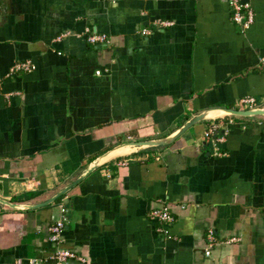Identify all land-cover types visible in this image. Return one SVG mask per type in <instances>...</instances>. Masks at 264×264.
Masks as SVG:
<instances>
[{"label":"crops","instance_id":"0c3cea01","mask_svg":"<svg viewBox=\"0 0 264 264\" xmlns=\"http://www.w3.org/2000/svg\"><path fill=\"white\" fill-rule=\"evenodd\" d=\"M246 1L248 28L225 0H0V198L42 202L115 145L165 137L201 109L245 95L264 106V0ZM22 60L34 69L7 75ZM228 119L225 155L203 121L168 145L121 148L50 204H0V264L53 252L61 200L60 245L86 259L65 264H264V116L215 120ZM161 205L167 233L150 216Z\"/></svg>","mask_w":264,"mask_h":264},{"label":"built area","instance_id":"2783aa9c","mask_svg":"<svg viewBox=\"0 0 264 264\" xmlns=\"http://www.w3.org/2000/svg\"><path fill=\"white\" fill-rule=\"evenodd\" d=\"M231 10V19L234 23L241 25L243 28H248L254 22V12L249 1L246 0H225ZM171 22L163 21L161 25H169ZM142 34H148L149 30L142 29ZM85 40L93 45H102L109 42L107 35L104 33L91 32L88 28L84 30ZM34 69V65L29 60H22L15 62L7 72V75H12L20 71H31ZM12 93L7 94L10 96ZM255 107H261L252 95H245L238 98L232 108L235 109H250ZM233 121L228 119L227 121H211L204 129L201 135V139L210 145L212 148V154L215 156L225 155V151L221 147V144L225 141V135L228 130V126ZM125 162H119L123 164ZM59 215L48 226V240L53 247V252L43 259H31V264H65L70 260H78L79 262H85V258L60 244L62 242V234L65 225L68 221V210L65 206V202L61 200L58 204ZM150 216L153 217L158 223V230L167 233L165 225H168L174 221V215L170 212L167 205H161L154 208L150 212ZM239 238L236 236L229 237L225 242L237 241ZM215 232L212 228H209L206 232V248L205 253L210 254V250L216 244Z\"/></svg>","mask_w":264,"mask_h":264},{"label":"water","instance_id":"95a60500","mask_svg":"<svg viewBox=\"0 0 264 264\" xmlns=\"http://www.w3.org/2000/svg\"><path fill=\"white\" fill-rule=\"evenodd\" d=\"M254 115L264 116V106L244 109V110L235 109L228 106H214V107L201 109L196 114H194L189 119H187L184 122V124H182L179 128H177L175 131H173L171 134L165 137L149 139V140H132L115 145L114 147L110 148L109 150L100 154L94 160H92L71 183L64 186L56 193H54L52 196H50L48 199L42 202L36 204H20L0 198V204L10 206L16 209L37 208L40 206L50 204L54 202L61 195H64L66 192H68L72 187H74L77 183H79L82 179H84L90 172L94 171L95 169L106 163L114 154H116L123 147H133L137 150H141L149 147L168 145L174 142L188 128L199 122L215 120L218 118H223L225 116L250 117Z\"/></svg>","mask_w":264,"mask_h":264},{"label":"trees","instance_id":"16d2710c","mask_svg":"<svg viewBox=\"0 0 264 264\" xmlns=\"http://www.w3.org/2000/svg\"><path fill=\"white\" fill-rule=\"evenodd\" d=\"M62 196H63V195H61L60 197H58L57 200L60 199Z\"/></svg>","mask_w":264,"mask_h":264}]
</instances>
